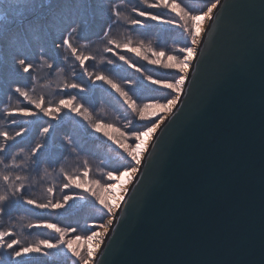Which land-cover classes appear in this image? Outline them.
<instances>
[{"label":"water","instance_id":"water-1","mask_svg":"<svg viewBox=\"0 0 264 264\" xmlns=\"http://www.w3.org/2000/svg\"><path fill=\"white\" fill-rule=\"evenodd\" d=\"M93 264H264V0H222Z\"/></svg>","mask_w":264,"mask_h":264},{"label":"rangeland","instance_id":"rangeland-1","mask_svg":"<svg viewBox=\"0 0 264 264\" xmlns=\"http://www.w3.org/2000/svg\"><path fill=\"white\" fill-rule=\"evenodd\" d=\"M31 2H33V0H4L2 4L7 3V5L5 6L11 5L12 8H16L17 10H19V8H21L24 4H29ZM167 2L171 4L173 0H167ZM213 2L214 0H176V3H178L181 6V8L187 11L190 15H200L203 12H207V9L211 7V4ZM133 3L136 5L133 7V9L145 11L146 13L157 15L158 17L161 18V20H172L175 21V23L166 24L159 21H153L151 19H145L144 17H137L136 13L132 9V11L130 12L131 14L129 13L126 17L129 19H141L144 21V25L132 26L128 22L127 26L128 29L130 30L131 38L127 40L116 39L115 41H117V43H119L120 45H123L124 43L130 40L131 44L129 45V47L128 48L122 46L116 47L106 42L102 46L104 47L105 45H107L101 51L102 55L99 54L100 49L98 51H96L95 49L92 54L87 53V51L84 50L85 47L82 43H86L88 40H91L92 36H88L87 38L86 37L78 38L75 35L74 41H70V43H72L75 47H77V49H79L83 53L90 54L92 57H94V59H89L85 61L84 67L87 69V72L89 74L88 76L84 75V71L77 67V62L74 60L73 57H70L71 53L69 54L66 51L67 55L63 58L62 56H59V52L56 46H53L58 56L63 58L61 60L63 64L60 67L64 68V65H67L69 69V71H66V73L69 78L67 79L68 80L71 79L70 80L71 82L68 83L75 82L82 85L85 88L84 92H80L76 89H70V90H74L75 94L77 95L76 96L74 93H72V95L76 96V100L73 101V104L82 105L83 108L81 109V111H83V109H87L88 112L90 113L91 121L85 120L81 115H77L73 112L68 111L67 108H64L62 111H60L56 115V119H52L51 117H46L42 113H39V111L36 109L34 110L37 112L36 116H28V117L22 116V121L24 123H27V121L38 122V121H50V120H53V122L55 123L60 121L61 119L76 120L77 123L80 124L84 132H87L90 135L91 139H99L105 141V143L108 144V148L107 149L104 148L105 150V153L103 154L104 157L101 158L100 155L98 157L99 159L97 160L96 158H94L93 154L94 152L98 151V146L100 145L98 143L97 144L93 143L90 140L89 143H86V140L88 139L83 138L84 147H86V150L93 152V154L92 153L86 154L87 151L85 150L86 152H84V154L89 155L92 158V160L94 161L93 163L94 166H97L95 164L97 163L100 166V168L104 169V171H101L103 175V179L101 183H110L111 186H116L114 190V192H116L115 199H111L112 192L110 190L108 192L100 193L99 189L92 184L93 180H98L97 177L95 176V173L93 172L89 177H87V179L84 177V175H82L81 177H76L75 183L70 185L68 188L63 187L65 183H68L67 179L64 178L63 181L64 184L59 187V189L53 194L50 200H52L53 202L61 201L63 197L68 194H69L68 196L73 197V199L69 200L68 203L64 205V207L58 209L60 210H65V209L68 210L72 208L75 209L79 204H83V203L89 204L91 205V207H88L84 210H80L77 212V214L70 215L69 217L71 221L63 220L61 217L57 215V213H54V215L48 216V218L45 217L46 219H44L43 224H40V226L43 229L47 230V234H45L43 240H48L50 243H55L59 238V234L52 228L44 227L45 224H54L56 227H59L61 229H64L63 227H66L65 229L67 230V235L65 239H74L76 236L79 235L81 239L76 241V243L73 244V247L80 250L82 254L86 253L88 250V244H87L88 240L86 239V237L91 234L93 229H95L96 231L102 234L100 238L99 237L97 238L102 241L100 243V246L98 248L95 247L96 248L95 251L97 253L99 252L101 244L103 243L106 234L111 228L110 227L111 225L108 226L107 232H105L104 228L98 227V225L100 224L101 221L105 225H107V220L109 218L114 220L115 217V215L109 217V215L107 214V210L103 208V205H101L98 200H96V197L95 195H93V193L100 194L102 198L105 200V202L113 207H115V205L117 204L121 205L122 201L120 200V197L121 196L125 197L126 193L128 192L126 191L125 193V190H128V188L133 182V177H134V176H124L122 178L113 180L111 182L107 181L106 174L109 171H112L114 176H118L119 172L129 167L130 158L127 156V153L124 152L122 148H120L116 143H113V141L109 140L108 137L104 135V132L107 131L109 135L116 136L118 135V133L115 131V129H119L120 131L124 132L126 136L129 137L128 143L131 144L133 142L132 137L130 135L132 132L138 130H146L145 126L141 127L139 125L150 124L153 120H158L160 116H164L166 119L168 115L173 111V109L171 112H167L166 110L163 109L152 108L149 109V112L147 113L149 119L147 121H141L138 118V116L130 108H128L127 104L124 103L123 97H121L120 94L110 85L104 83L103 81L96 80L95 79L96 75L101 74L111 79L115 84H117L119 88L128 92V94L136 101L138 105L142 106L143 104L152 103L154 101H164L166 99L171 98V95L173 94H171L170 90L163 89L160 85L151 84L150 81L147 79V77L151 76L153 79H163V80H173L174 78H176L179 75L177 69L175 68L165 69L161 65L169 62L167 60L168 55H176L178 54L179 48L190 46L191 44L189 34L185 32V30L182 27L179 26L180 23L179 16L175 11H172L171 8L148 6L150 4L156 3V0H138V3L136 2V0H133ZM109 5L110 4H108L107 0H90L89 13L91 15H94L96 19L100 20L99 27L101 28L100 30L101 32L97 34L98 36L97 38L100 37V39L104 37L103 34H105L106 32L105 31L106 25L112 23L113 20L112 19L113 13H110L111 7H109ZM2 9L0 8V12H2L5 16L6 14ZM84 10L85 9H83L82 11L84 12ZM214 10L215 9H213L212 13L214 12ZM195 11L196 13H194ZM25 13L27 12H24V14ZM212 13L211 15H213ZM83 18L84 20L88 21L87 20L88 15L83 16ZM81 19H82V14L79 16V20ZM207 21H208L207 17H205L201 21L202 30L203 28L205 29L207 27L206 26ZM204 24H206L205 27ZM75 27H77V24H74L73 28ZM78 27L80 26L78 25ZM189 27H191V22L189 23ZM75 29H76L75 33L78 35V33H80L79 29L78 30L77 28ZM48 30H51L49 26H48ZM202 30L200 33H202ZM55 32L62 33L61 31L58 30ZM54 37H55L54 35H49V40H47V42L51 41V46L53 41H55L54 39L58 40V38H54ZM97 38H95L94 40H96ZM0 43L2 47V50H0V61L4 60L12 67L14 66L20 72H23L22 68L17 63V60H19L20 58H24L25 55H20L19 52H18L19 54L18 57L16 56L17 54L14 53L11 54L13 50L15 51V48L10 44V42H8L9 44H7L6 40H3V42ZM90 47H94V44L91 46L89 45L87 48ZM133 47L136 48L138 52L129 50V48H133ZM106 48H111L112 50L105 51ZM161 51L164 52L165 55L163 57H160V64H150L148 60L156 58L155 56H153V52H161ZM98 54L100 56H98ZM35 55L36 53H34L33 56L35 57ZM120 56H124L125 59L128 61V63H124V61L120 60L119 59ZM48 57L50 58L51 56ZM144 57H147L148 59H145ZM109 61H112V63H109ZM101 63L103 64V66L100 65ZM55 66L57 67L56 71L61 73L62 71H59L61 69L59 68V64L57 63V65ZM190 66L191 65L188 66L187 71H189ZM136 68H139L140 71L139 72L136 71ZM33 72H34L33 75H35L37 69H34ZM70 72H72L73 74ZM59 73H54V74L51 73L50 76L46 78L47 79L46 82L42 85L45 86V88H39L37 90V93L35 92L33 94L31 92V94L35 96H39L43 94L45 101L57 100L59 102V100L62 98L68 99L71 95L68 94L65 98V96H63L65 92L62 90L55 91L54 93L55 95L54 94L51 95V93L49 92V89H55L58 83L62 82ZM79 74L81 75V78H83L84 81L77 78ZM89 76H91V79H89ZM23 77L25 78V80L20 79L19 82L15 84L16 88L20 87L21 83H26L25 88H29L32 86L33 84V80L31 78L32 76L29 73H25ZM73 77L77 79H74ZM38 80L41 83H43L45 80L44 74L41 77L38 76ZM106 88H108L115 96L110 94ZM144 90L148 94H143ZM104 91L107 92V94H105ZM88 92H90L91 95H86V93ZM7 93H11V94L10 95L5 94L4 100L1 103L0 108L5 104H10L9 103L10 100H14V103L19 104V106L22 105V100H24V98L21 97L17 92H15V88L14 90L9 89ZM106 97H109V99H106ZM112 98L115 100H113ZM94 100H96L95 108H97L98 106H102L103 104V108L105 109L108 108L110 111H112V113H114L113 115H110L114 118L108 119L106 117L107 115H109L107 111H106L107 113H105L106 116H104V120L102 119V116H98L99 114L95 112H91L89 110V107L91 106L90 105L91 103H94ZM50 103L52 106L58 104L55 102H50ZM43 106L47 107L49 106V103H45ZM32 107H33L32 105L26 106L27 109L28 108L31 109ZM15 113H19V112L15 111ZM116 113L118 115H116ZM165 119L160 124V126L165 122ZM97 120L102 121L105 124H110L112 125V127L102 128L100 132H96L92 128L91 123ZM130 121L131 123H129ZM69 125L73 126L72 123ZM155 134L156 133H154L151 138L145 137L146 150L142 151L141 160H143L144 154L147 151L148 147L150 146V143L152 142ZM63 139L67 140V138H62L59 139L58 142L59 143L64 142L65 140ZM74 148H76L77 151L80 153L79 147L74 146ZM113 151L118 154L119 161H117V158L112 157V155L114 154ZM121 158L124 161V164L120 163ZM117 166H119V168H116ZM106 167H109L108 169L110 170H107ZM80 178H84V179H80ZM76 184H79L81 186L77 188ZM66 191L69 192L66 193ZM40 203H47V202L42 201ZM53 209L54 208H52L51 211H53ZM118 209L119 208H115V214ZM8 225L6 226V228L8 227ZM72 229H75L76 231H72ZM14 235H16L15 232ZM39 241H41V239ZM5 249L6 248H4V250ZM12 252L13 250H10L9 255L7 256L10 262H14L12 260H16L13 258ZM44 252H47L48 254L44 255L43 254ZM5 253L6 251H4V255ZM97 253H95L93 259L89 262V264L94 263L93 260L96 257ZM32 255H39V256L41 255L43 257L45 256L49 260L56 259V256L61 259L64 258L63 260H66L69 257H71L70 259H72L73 263L81 264V262L78 261L75 257H73L71 252L68 251V249L63 246L51 250L43 248L42 246L41 253L30 254L22 257H29Z\"/></svg>","mask_w":264,"mask_h":264},{"label":"trees","instance_id":"trees-1","mask_svg":"<svg viewBox=\"0 0 264 264\" xmlns=\"http://www.w3.org/2000/svg\"><path fill=\"white\" fill-rule=\"evenodd\" d=\"M46 0H33V2L29 4H24L19 10L16 8H12L10 6H5L6 4H0V8L4 11L5 15V21L11 19L13 20V23L8 25L6 24V28L15 24V21L18 20L20 17L18 13H24V16L27 20L34 19L35 17L39 16H45L49 18L51 14H46L51 5H53L56 0H51L49 3H45ZM87 1V0H86ZM67 0H61L59 4H66ZM138 3V0H136ZM60 5V6H63ZM5 6V7H4ZM119 7V10L121 12V17L117 21L116 17L112 15V23L109 25L113 26L116 29L115 33L104 36V38L95 40L92 44H86L82 43L84 45V50L87 51V53L92 54L93 51L96 49L98 51L100 49L99 54H101V51L104 49L102 47L104 43L108 42L110 39L116 40H127L131 38L130 30L128 29L127 23L128 19H126L127 15L132 11L133 7L136 6L133 3V0H123L119 3H115L114 5H111L110 7V13H113L114 7ZM40 9V11H37ZM34 14V15H32ZM39 14V15H38ZM131 14V13H130ZM56 24V22H55ZM16 25V24H15ZM58 26V25H57ZM56 30H62L60 27L58 29L54 28ZM54 35V34H51ZM65 39L64 36L60 38V41L57 43L56 48L58 49L59 56H62L63 58L67 55L66 51L70 54L67 46L63 45V40ZM70 41H74V37L69 38ZM94 47L87 48L89 45H93ZM55 55L47 54L48 56H51L50 58L47 56H41L39 57L36 55V57L31 56L30 61L31 64L34 65V69H37V73H41V76L44 74V82H46V78L50 76V74L59 73L56 71L57 67L54 66L51 62V59L53 56L58 57L57 52L54 50V48L51 50ZM14 52H11V54ZM15 54V53H14ZM98 54V56H100ZM18 55V54H17ZM102 55V54H101ZM19 56V55H18ZM61 57V60L63 59ZM70 57H73L72 55ZM74 58V57H73ZM75 60V58H74ZM47 61L48 63H51L53 65V68H48L47 65L44 63ZM77 62V67L81 69L79 62ZM104 62V61H103ZM63 64L61 62L59 64V68H61L59 71H62L59 73L60 79H62V82L60 83L59 90L63 89L64 83L71 82L68 80V76L66 71H69L67 65H64V68L60 67ZM100 65L103 66L101 63ZM15 69L18 73V75L15 73ZM32 68V70H34ZM72 73V72H70ZM73 74V73H72ZM24 75L19 72L18 69H16L14 66L12 67L7 62L2 60L0 62V93L2 91H5V86L7 84H14L19 82V76ZM35 82L38 81V74L34 75ZM68 78V79H67ZM74 78V77H73ZM81 79V75L77 77ZM74 78V79H77ZM34 80V79H33ZM42 84V85H43ZM26 83H21L20 88L24 87ZM64 91L65 98L70 93L69 90H62ZM55 98V97H53ZM31 106V104L29 105ZM26 106L22 105L19 106V104H12L10 107L3 109V111L0 112V132H7L9 135L14 136L15 138L12 140H9L7 142V148L6 151L3 153H0V160H3L4 163L0 164V195L8 196V201L5 202V211L3 214H0V231L4 229H11L13 232H15L16 235L14 237H8V239L16 238L21 241L22 245H30V244H36L39 242V240H43L45 237V234H47V230L43 229L40 224H43L45 217L48 218V216L54 215V213H57L59 217H61L63 220L71 221L70 215L77 214L78 211L84 210L88 207H91L89 204H79L75 209H39L36 208L34 205H28L24 203L23 200L17 201L15 197H12L11 195V187L10 183L20 184L21 182L25 185L23 191V195L26 198H32L37 202H48L53 196V194L59 189L61 185H63L64 178L66 176H72L74 179L76 177H81L85 170H88V176L91 175V173H95V176L98 180L102 181L103 175L101 171H104L103 168H100V166L95 163L97 166H94V161L89 155H86L88 153H92V151L86 150V147H84V140L83 138H87L86 143H89V140L93 143H98L100 146H98V151L94 152L93 156L97 160L100 156L101 158L104 157L105 150L104 148H108V144L105 143V141L99 140V139H91L90 135L87 132H84L80 124L77 123L76 120L72 119H61L58 122H53V120L50 121H38V122H27V123H15L10 124L4 117L9 115L8 113L11 112L12 114L9 116L15 115V111H18V109H24ZM97 108H103V106H98ZM29 109V108H28ZM15 113V114H13ZM107 113L106 111H102V114ZM23 116V115H21ZM106 116V114H105ZM108 119H113L114 117L107 115ZM102 119L104 120V116H102ZM73 124L69 125V124ZM139 126H145V124L139 125ZM47 127L49 128L48 133H44L43 129ZM121 127V124H120ZM17 131H21L22 135L16 137L15 133ZM62 138L65 140L62 143H59L58 140ZM3 142V138L0 137V143ZM37 145H41V147L37 149ZM74 146L79 147L80 154ZM35 151V155H33V151ZM87 152H86V151ZM104 151V152H103ZM86 152V154H84ZM112 157L117 158V161H119L118 154L113 151ZM86 155V156H85ZM13 157L15 158V163L19 164V167H13L11 166L13 164ZM120 163L124 164V161L122 158L120 159ZM5 165H9L8 167H5ZM100 168V170H99ZM109 167H106L107 170ZM116 168H119L117 166ZM103 169V170H101ZM99 171V172H98ZM100 173V174H99ZM4 175H9L12 179L9 183H5L3 180ZM19 175L21 177H25L26 179H23L22 181H16L15 176ZM85 177V176H84ZM87 177H85L87 179ZM84 179V178H80ZM52 188V192H48V189ZM68 190V189H66ZM69 191H66V193ZM69 195V194H68ZM63 200V199H62ZM61 200V201H62ZM63 202V201H62ZM65 213V214H64ZM67 223V222H66ZM9 224V225H8ZM39 225L29 227V225ZM8 227L6 228V226ZM64 229L66 227H63ZM59 239V238H58ZM19 247V246H14ZM12 249H5L0 248V264H17V260H12L14 262H10L9 258L7 257L9 255V251ZM4 251H6L4 255ZM69 257L66 260H63L61 258H58L56 256V259L49 260L47 257L39 256V255H32L29 257H21L19 260L23 261L24 264H75L73 263L72 259ZM70 259V260H69ZM68 260V261H67ZM65 261V262H64Z\"/></svg>","mask_w":264,"mask_h":264},{"label":"snow or ice","instance_id":"snow-or-ice-1","mask_svg":"<svg viewBox=\"0 0 264 264\" xmlns=\"http://www.w3.org/2000/svg\"><path fill=\"white\" fill-rule=\"evenodd\" d=\"M4 0H0V4H2ZM220 4V0H214V2L211 4V7L207 9V12H203L200 15H190L187 11H185L181 6L176 3V0H173L171 4L167 2V0H156V3L148 5L149 7H165V8H171L172 11H175L177 15L179 16V26L182 27L185 32H187L190 36L191 44L190 46L181 47L178 50V54L176 55H168L167 60L168 63H164L161 66L165 69H177L179 75L174 78L173 80H163V79H153L151 76L147 77V79L150 81L153 85H160L163 89L170 90L171 98L166 99L164 101H154L152 103H147L138 105L136 101L128 94V92L122 90L115 84L111 79L108 77L97 74L95 79L99 81H103L104 83L110 85L113 89H115L121 97L124 99V103L127 104L128 108H130L141 121H147L149 119L147 113L149 112V109L152 108H158L166 110L167 112H171L172 109L176 106L177 102L181 98V94L184 89V85L186 83V80L188 78V66L191 64L193 57L196 55V45L199 43V35L202 30V24L201 21L207 17L208 20H212L213 16L211 15L213 9H215ZM179 10V11H177ZM133 11L136 13L137 17H144L145 19H151L153 21H159L166 24H172L175 23V21L172 20H161L160 17L157 15L146 13L145 11H140L133 9ZM19 19L15 21V23L19 26L25 27L29 31H33L36 28L39 27L40 24V18L35 17L32 20H27L24 16V13H18ZM113 15L116 17V20L118 21L121 17V12L119 10V7L113 8ZM128 19V18H126ZM128 22L132 26H143L144 21L141 19H129ZM191 22V27H189V23ZM13 23V20L9 19L5 21V16L2 12H0V38H2L6 31H11V29H6V24L10 25ZM76 29L73 28L72 32H75ZM107 35V33H105ZM69 36H71V33H69ZM262 41H264V33H262ZM110 45H114L116 47H125L128 48L131 44V41H127L123 45H120L117 43V41L110 39L108 41ZM63 45L67 46L69 49L71 55L79 62V65L81 69L84 71V75L88 76L87 69L84 67L85 61L89 59H94L90 54H85L77 47H75L72 43H70V40L68 38H65L63 40ZM111 48H106L105 51H111ZM130 51H137L136 48H129ZM139 54V53H138ZM165 55L164 52H153V56H155V59H149L148 62L150 64H160V57H163ZM145 59H148L147 57H144ZM120 60L124 61V63H128V61L125 59L124 56L119 57ZM17 63L20 65L24 73H28L30 69L34 67L33 64L28 63L26 58H20L17 60ZM48 68H53V65L51 63H48L47 61L44 62ZM109 63H112V61H109ZM131 66V65H130ZM136 71H140L139 68H136ZM35 81V78H33ZM89 79H91V76H89ZM67 89H76L80 92H84L85 88L75 82L72 83H64L62 90ZM32 93H35V88H33ZM15 92H17L21 97L24 98V100L31 104L34 109L38 110L39 113H42L46 117H51L52 119H56V115L62 111L64 108H67L68 111L73 112L77 115H81L85 120L91 121L90 113L87 109H81L83 108L82 105L79 104H73V101L76 100L75 95H71L68 99H60L58 104L55 106H52L49 102V106L44 107L45 99L43 94L39 96L30 95L28 90L22 89L20 87L15 88ZM19 114L28 117V116H36V111H30L27 108L24 109H18ZM9 115L12 113L9 112ZM165 119L164 116H160L158 120H153L150 124H145L146 130H138L132 132L130 135L132 137V143H128L129 137L125 135L124 132L120 131L119 129H115V131L118 133V135H109L107 131L104 132V135L108 137L109 140L113 141V143H116L120 148L124 150V152L127 153V156L130 158V165L129 167L125 168L123 171L119 172L118 176H114L112 171H109L106 174L107 181L111 182L113 180L122 178L124 176H135L137 172L139 171V166L142 163L141 160V153L143 150H146V141L145 137L151 138L154 133H156L157 129L160 127V124ZM131 123V121L129 122ZM92 128L96 132H100L102 128H111L112 125L105 124L102 121H95L91 123ZM44 133L49 132V128L45 127L43 129ZM22 132L17 131L15 133V136H21ZM0 137L3 138V142L0 143V153H3L6 151L7 148V142L9 140L14 139V136L9 135L7 132H0ZM41 147V145H37V149ZM33 151V155H35V151ZM4 163L3 160H0V164ZM9 165H5V167H8ZM13 167H19V164L15 163V158L13 157V164L11 165ZM85 177L88 176V170H85L83 173ZM68 181V183H65L63 185L64 188H68L70 185L75 183V179L72 176H66L65 177ZM11 177L9 175H4L3 180L5 183H9L11 181ZM23 179H26L25 177H21L19 175L15 176L16 181H22ZM92 184L95 185L100 193L108 192L110 190L111 184L110 183H101L100 180H93ZM81 185L76 184V187L79 188ZM11 187V195L12 197H15L17 201L23 200L24 203L28 205H34L36 208L39 209H48V208H62L65 204L68 203L69 200L73 199V197L65 195L63 197V202L56 201L53 202L52 200H48L47 203H40L35 201L32 198H26L23 195V189L25 185L21 182L20 184L10 183ZM52 188L48 189V192H52ZM127 190H125L126 193ZM95 195L96 200L99 201L101 205H103V208L107 210V214L109 217H112L115 215V208H119L120 205L117 204L115 207L109 205L105 202V200L102 198V196L98 193H93ZM9 197L5 195H0V214H3L5 211V202L8 201ZM120 200H124V196L120 197ZM113 223V220L109 218L107 220V225H105L102 221L98 225V227L104 228L105 232L108 230V226H110ZM39 225H29V227H33ZM44 227L52 228L59 234V239L55 243H50L48 240H41L39 243L36 244H30V245H22L21 241L16 238L8 239V237H14V232L11 229L8 230H2L0 231V248H7L12 249V255L13 258L17 260V264H24L23 261L19 260L18 258L30 254H39L42 252V246L46 249H54L58 247H65L68 249V251L71 252L72 256L75 257L78 261L81 262V264H89V262L93 259L95 255V251L92 248H89L86 253L82 254L80 250L73 247V244L76 243V241L80 240L81 237L78 235L74 239H65L67 235L66 229H61L59 227H56L54 224H45ZM72 231H76L75 229H72ZM101 233L96 231L95 229L92 230L91 234L86 237L88 241L96 240V247L98 248L100 246V243L102 242L100 239H97V237H101ZM19 246V247H14ZM44 255H47V252L43 253Z\"/></svg>","mask_w":264,"mask_h":264},{"label":"bare ground","instance_id":"bare-ground-1","mask_svg":"<svg viewBox=\"0 0 264 264\" xmlns=\"http://www.w3.org/2000/svg\"><path fill=\"white\" fill-rule=\"evenodd\" d=\"M51 0H46L45 1V3H49ZM84 1V0H83ZM222 0H220V2H221ZM68 2H74V3H76L77 4V11H76V15L78 14V12H79V7H80V2L78 1V0H72V1H68ZM68 2H66V3H68ZM57 5H63V4H57ZM65 5V4H64ZM83 7H85V5H84V3H83ZM218 7V6H217ZM216 7V8H217ZM49 8V7H48ZM47 8V9H48ZM216 8H215V10H216ZM204 9V8H203ZM214 10V11H215ZM38 11H40V9H38L37 11H35V12H38ZM194 13H196V11L194 12ZM213 14V13H212ZM213 17H214V14L212 15ZM45 19H47V18H45ZM44 19V20H45ZM84 20V19H83ZM211 22V20H208L207 21V25L206 24H204V27H205V25L207 26L205 29L203 28V30H202V33H200V35H199V44H197L196 45V50L198 49V47H199V45L202 43V41H203V37H204V35H205V33H206V31L208 30V25H209V23ZM57 24L58 25H61V23H58L57 22ZM11 35L12 36H15L16 34L14 33V32H11ZM0 42H3V40H1ZM8 42H10V40L8 39V36H7V39H6V43L7 44H9ZM12 43H14V42H10V44H12ZM15 44H18V43H16L15 42ZM0 45H1V43H0ZM0 50H2V47L0 46ZM198 51V50H197ZM196 54H197V52H196ZM17 57H18V55H16ZM196 57V55L194 56V58L192 59V62H191V66H192V64L195 62L194 60L196 59L195 58ZM191 66H190V68H189V71H188V76H189V72H190V69H191ZM20 72V71H19ZM21 74H24L25 75V73L24 72H20ZM32 77V80H33V77H34V72H33V70L32 69H30L29 70V72H28ZM36 74H38V76L39 77H41V73H37L36 72ZM35 74V75H36ZM187 81V80H186ZM42 84L43 83H41L39 80L37 81V82H35L34 80H33V84H32V86L31 87H29V88H25L26 87V85L24 86V87H22V88H25V90H28L29 91V93H30V95H32L31 94V90L33 89V88H35V92L37 93V90L39 89V88H45V86H42ZM59 86H60V82L58 83V85L56 86V88L55 89H49V92L51 93V95H53L54 93H55V91H57V90H59ZM185 86L186 85H184V88H185ZM107 89V91L110 93V94H112V92L108 89V88H106ZM184 90V89H183ZM60 91V90H59ZM98 91H99V89H98ZM105 92V91H104ZM72 93H74L75 94V91L74 90H70V93H69V95H72ZM99 93H100V91H99ZM105 94H107V92H105ZM143 94H148L145 90H144V92H143ZM55 95V94H54ZM76 95V94H75ZM86 95H91V93L90 92H88V93H86ZM113 95V94H112ZM182 95V94H181ZM77 96V95H76ZM108 96V95H107ZM113 96H115V95H113ZM111 98V97H110ZM116 98V97H115ZM106 99H109V97H106ZM113 99V98H112ZM181 99V98H180ZM113 100H115V99H113ZM180 101V100H179ZM179 101L177 102V104H176V106L178 105V103H179ZM49 102H55V103H58V101L57 100H50V101H45V103H49ZM9 103L10 104H14V100H10L9 101ZM22 103H23V105L24 106H29L30 104H28L25 100H22ZM91 106L89 107V110L91 111V112H95V113H97V114H99L98 116H105V114H102V111H107L108 112V114L109 115H113L114 113H112V111H110L108 108L107 109H105V108H95V105H96V100H94V103H91L90 104ZM102 106H103V104H102ZM176 106L173 108V110H176ZM91 107H93V108H91ZM28 110H30V111H34L35 109H34V107H32L31 109H28ZM116 115H118L117 113H116ZM8 122H10V124H15V123H24L23 121H22V116H21V114H19V113H16L15 115H13V116H9V115H7L6 117H4ZM28 122V121H27ZM32 122V121H31ZM115 188H116V186H111L110 187V191L112 192V196H111V199H115V194H116V192H114V190H115ZM98 238V237H97ZM100 238V237H99ZM95 239L94 240H92V241H87V244H88V249L89 248H92V249H94L95 247H96V243H95ZM97 248V247H96ZM96 248L94 249V251L96 250ZM95 253H97L96 251H95Z\"/></svg>","mask_w":264,"mask_h":264}]
</instances>
